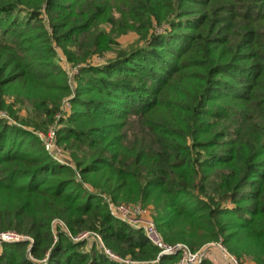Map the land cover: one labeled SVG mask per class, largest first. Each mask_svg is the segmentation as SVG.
I'll use <instances>...</instances> for the list:
<instances>
[{"label":"trees","instance_id":"trees-1","mask_svg":"<svg viewBox=\"0 0 264 264\" xmlns=\"http://www.w3.org/2000/svg\"><path fill=\"white\" fill-rule=\"evenodd\" d=\"M71 96L56 137L74 167L28 129ZM0 112V233L32 240L3 243L0 264H124L83 233L121 260L177 262L85 184L152 205L169 244L264 264V0H0Z\"/></svg>","mask_w":264,"mask_h":264},{"label":"built area","instance_id":"built-area-1","mask_svg":"<svg viewBox=\"0 0 264 264\" xmlns=\"http://www.w3.org/2000/svg\"><path fill=\"white\" fill-rule=\"evenodd\" d=\"M61 113L56 116V122L60 119ZM0 118L10 122V120H8V117L3 112H0ZM56 122L52 126L48 127L46 131L40 133L41 135L40 134L38 135L39 139H41L40 141L43 143L45 149L48 152L49 151L57 152L58 150L56 147V135L58 131V126H56ZM106 202L108 204V209L110 211V214L115 219L128 225L132 229L143 233L146 240L154 248L157 249L158 251L157 260H159L161 257H172V256H177L178 260L176 264H201L205 260H210L208 254V248H202L201 250L193 252L186 245H181V244L173 245L167 243L164 240L158 228L156 227L154 219L151 216V214L148 212L146 207L137 204L117 205L112 203L110 199L106 200ZM88 236H93L97 239V241L100 243L101 248L103 249L104 254L108 258L119 261L124 264H134L133 262H130L128 260H121L116 254L112 253L110 250L105 248V246H103L101 242V238L96 234L83 233L74 240L75 241L84 240L88 238ZM24 241L32 242L30 238L22 236L12 231L0 233V245H2L3 243L11 244V243L24 242ZM220 248L226 254L228 264H240L238 260L229 256L226 253V250L221 246V244H220Z\"/></svg>","mask_w":264,"mask_h":264},{"label":"rangeland","instance_id":"rangeland-1","mask_svg":"<svg viewBox=\"0 0 264 264\" xmlns=\"http://www.w3.org/2000/svg\"><path fill=\"white\" fill-rule=\"evenodd\" d=\"M137 40H138V36L135 34V33H129L127 35H124V36H121L120 38H118L117 42H118V45H119V49H126L128 47H131L133 45H135L137 43ZM115 57V53L114 52H111V53H108L106 54V57L105 59L109 60L111 58ZM57 59H58V64L68 73L69 75V80H70V84L73 86H75V83H74V80H73V76L74 74L76 73L75 69L71 67V65L65 60V58L63 57V55L61 54V52L58 51V56H57ZM104 61L100 58H93L92 60V63H94L95 65H98V64H104L103 63ZM72 98L71 97H68L67 99H65L63 101V106H62V113L60 115V119L56 122V126H58V130L60 128V121L63 119V118H66L70 113H71V105H70V99ZM69 100V101H67ZM67 101V102H66ZM27 115V112H25L24 110H22L21 112H19V118H25ZM30 131H32L38 138H39V134L44 132V131H36V130H32L30 128H28ZM41 135V134H40ZM57 136V135H56ZM41 140V139H40ZM43 144V143H42ZM56 147L57 149V152L56 151H47L49 153V155L56 161L58 160L59 163H62V164H65V165H68V166H72L74 167V164L71 160V157H70V154L68 151H66L62 146H60L57 142V137H56ZM85 188H88L89 190H91L92 192H94L95 194H99L100 196H102L105 200H108L109 198L106 196V195H103L102 192H99L98 190L96 189H93L89 184H85ZM142 205L140 202L138 203H120V204H117V205ZM143 207H146V209L148 210V212L151 214V216L153 217V210H154V207L152 205H144ZM233 207V206H231ZM54 228L56 227H60L64 230V226L62 225V223L60 222H56L54 223ZM14 232V231H12ZM16 233V232H15ZM18 234V233H17ZM87 241H89L90 243V240L89 239H86ZM103 244V243H102ZM176 244H181V245H186L184 243H173V245H176ZM220 244L221 243H208L206 244L205 246H203L202 248H208V254H209V258H210V261H212L213 263L215 264H228L227 262V257H226V254L222 251V249L220 248ZM88 246V245H87ZM104 246V245H103ZM188 248L189 246L186 245ZM221 246L226 250V253L235 258L236 260H238V262L240 264H255L253 263L251 260L247 259V258H242V259H239L237 258L235 255H233L230 250L228 249V247H224L222 244ZM0 248H1V245H0ZM202 248L198 249V250H201ZM190 249V248H189ZM109 250V249H108ZM196 250V251H198ZM192 251V250H191ZM196 251H193V252H196ZM176 264V263H175Z\"/></svg>","mask_w":264,"mask_h":264}]
</instances>
